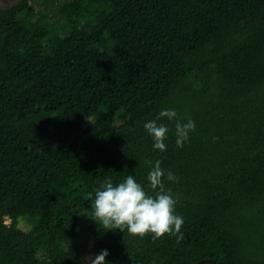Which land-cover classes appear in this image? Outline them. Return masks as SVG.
<instances>
[{
    "label": "trees",
    "instance_id": "16d2710c",
    "mask_svg": "<svg viewBox=\"0 0 264 264\" xmlns=\"http://www.w3.org/2000/svg\"><path fill=\"white\" fill-rule=\"evenodd\" d=\"M46 1L0 7V264H88V193L157 159L179 232L90 218L104 264H264V0ZM165 107L196 126L179 147L160 117L161 151Z\"/></svg>",
    "mask_w": 264,
    "mask_h": 264
},
{
    "label": "clouds",
    "instance_id": "9594fccd",
    "mask_svg": "<svg viewBox=\"0 0 264 264\" xmlns=\"http://www.w3.org/2000/svg\"><path fill=\"white\" fill-rule=\"evenodd\" d=\"M160 117L169 121L175 118V143L182 147L189 138V132L195 129V121L191 117L181 121L176 109L170 107L161 108L156 118L146 120L143 127L153 141L152 148L161 151L166 148L168 125L159 120ZM160 165L159 159L153 162L147 173L146 186L131 174L117 182H113L111 177L101 180L94 191L88 193L91 207H81L78 213L92 218L106 229H126L130 234L141 236L151 232L154 239L165 232L178 233L183 217L174 211L176 198L170 189H165L164 169ZM166 178L178 179L171 170L167 171ZM106 254L107 249L101 250L91 264H103Z\"/></svg>",
    "mask_w": 264,
    "mask_h": 264
},
{
    "label": "rangeland",
    "instance_id": "374dc122",
    "mask_svg": "<svg viewBox=\"0 0 264 264\" xmlns=\"http://www.w3.org/2000/svg\"><path fill=\"white\" fill-rule=\"evenodd\" d=\"M19 0H0V7L9 6L17 3ZM58 1V0H55ZM48 6V2L46 0H35V8L36 10L46 11ZM8 222L9 220L6 219ZM90 221V217L78 213V219L75 226L74 240L78 243L82 257L84 261L88 264H91V260L95 258L100 252L96 248L93 237L88 231V224ZM19 227L23 229H29L31 227L30 223L21 219L19 221ZM104 264V262H103Z\"/></svg>",
    "mask_w": 264,
    "mask_h": 264
},
{
    "label": "water",
    "instance_id": "95a60500",
    "mask_svg": "<svg viewBox=\"0 0 264 264\" xmlns=\"http://www.w3.org/2000/svg\"><path fill=\"white\" fill-rule=\"evenodd\" d=\"M212 264H214V261H212Z\"/></svg>",
    "mask_w": 264,
    "mask_h": 264
}]
</instances>
